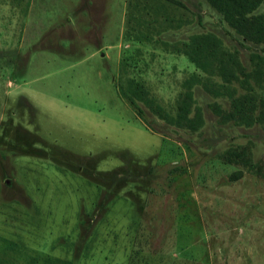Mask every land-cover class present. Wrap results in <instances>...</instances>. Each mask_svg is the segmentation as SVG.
Listing matches in <instances>:
<instances>
[{
	"label": "rangeland",
	"instance_id": "1",
	"mask_svg": "<svg viewBox=\"0 0 264 264\" xmlns=\"http://www.w3.org/2000/svg\"><path fill=\"white\" fill-rule=\"evenodd\" d=\"M0 0V264H264V119L218 122L189 33L250 50L204 0ZM138 82L151 106L122 98ZM238 90H245L236 83ZM264 110V78L254 85ZM247 162H223L225 149ZM240 175L231 177V172Z\"/></svg>",
	"mask_w": 264,
	"mask_h": 264
},
{
	"label": "trees",
	"instance_id": "2",
	"mask_svg": "<svg viewBox=\"0 0 264 264\" xmlns=\"http://www.w3.org/2000/svg\"><path fill=\"white\" fill-rule=\"evenodd\" d=\"M179 3L178 0H172ZM227 26L243 40L253 44H264V0H204ZM181 51L194 66L202 72L193 73L187 87L179 93L174 114L164 112L156 103L154 107L161 112L159 116L176 126L195 130L202 124L201 109L193 103L191 83L201 84L205 91L213 96L225 95L228 105L224 108L218 102H212V110L218 122L232 121L236 124L251 125L264 119V110L257 103L254 85L260 84L264 78V57L255 50H250L249 68L242 63L237 50L230 49L218 34L211 30L191 32L182 41ZM264 49V46H263ZM236 83L245 88L238 90ZM131 92L119 87L122 98L132 107L138 116H142V108L134 96L144 100L151 106L152 100L146 90L138 82L131 84ZM223 162L239 161L244 163L247 157L243 149H225L219 153ZM240 170L231 172V177L240 175Z\"/></svg>",
	"mask_w": 264,
	"mask_h": 264
}]
</instances>
